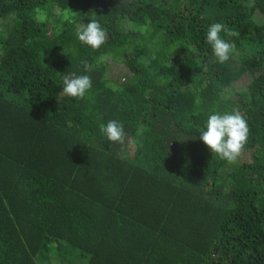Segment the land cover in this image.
Listing matches in <instances>:
<instances>
[{"label": "trees", "instance_id": "16d2710c", "mask_svg": "<svg viewBox=\"0 0 264 264\" xmlns=\"http://www.w3.org/2000/svg\"><path fill=\"white\" fill-rule=\"evenodd\" d=\"M91 19L99 49L76 37ZM217 22L238 33L223 64ZM233 110L229 163L199 134ZM0 264H264V0H1Z\"/></svg>", "mask_w": 264, "mask_h": 264}, {"label": "clouds", "instance_id": "9594fccd", "mask_svg": "<svg viewBox=\"0 0 264 264\" xmlns=\"http://www.w3.org/2000/svg\"><path fill=\"white\" fill-rule=\"evenodd\" d=\"M237 36L238 33L226 28L223 23H212L208 26L205 42L211 46L212 53L219 63L230 59L235 47L224 39L221 33ZM76 37L82 46L99 49L107 41L105 28L95 20L88 23L82 21L77 25ZM89 66L85 63V71ZM93 88L92 79L87 74L68 73L63 77V92L76 99H83ZM101 134L110 142L123 143L126 131L123 123L109 120L100 125ZM249 127L247 121L238 110L228 113L213 112L208 115L204 129L199 134L200 140L212 152L229 163L235 162L248 140Z\"/></svg>", "mask_w": 264, "mask_h": 264}, {"label": "rangeland", "instance_id": "374dc122", "mask_svg": "<svg viewBox=\"0 0 264 264\" xmlns=\"http://www.w3.org/2000/svg\"><path fill=\"white\" fill-rule=\"evenodd\" d=\"M55 258H57V260H56V261H59V260H58L59 258H58V256H57V255L55 256ZM56 263H57V262H56Z\"/></svg>", "mask_w": 264, "mask_h": 264}, {"label": "water", "instance_id": "95a60500", "mask_svg": "<svg viewBox=\"0 0 264 264\" xmlns=\"http://www.w3.org/2000/svg\"><path fill=\"white\" fill-rule=\"evenodd\" d=\"M1 1V0H0Z\"/></svg>", "mask_w": 264, "mask_h": 264}]
</instances>
